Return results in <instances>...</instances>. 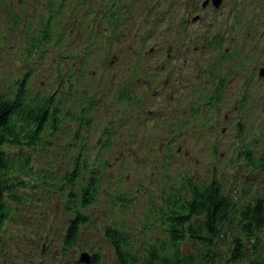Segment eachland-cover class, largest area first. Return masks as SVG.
I'll return each mask as SVG.
<instances>
[{
  "label": "rangeland",
  "instance_id": "1",
  "mask_svg": "<svg viewBox=\"0 0 264 264\" xmlns=\"http://www.w3.org/2000/svg\"><path fill=\"white\" fill-rule=\"evenodd\" d=\"M0 2V93L11 95L24 79L29 98L51 95L60 111L58 129L45 130V143L22 148L30 153L29 186L20 203L7 201L16 219L2 227L0 247L9 258L0 251V264H64L59 245L70 216L64 205L70 185L62 182V192L56 186L76 157L82 173L72 189L83 187L92 170L99 182L78 245H92L102 264L113 261L103 227L118 226L131 234L141 253L143 244L164 235L159 208L180 206L191 195L189 182L201 185L215 178L237 205L264 198V174L246 154L256 160L264 150V80L256 73L264 62V0H224L217 11L207 9V19L194 26L204 28L208 39L217 37L220 49L204 47L202 39L198 50L186 52L181 49L185 35H170L172 26H182L175 2L158 7L155 19L140 25V38L132 33L134 19L143 22L149 0ZM5 5L13 16L23 13L18 27L11 23L13 31ZM228 5L231 15L220 23ZM166 9L173 13L165 32L161 12ZM215 28L231 33L232 41H224ZM109 35L114 40L106 41ZM168 42L183 62L166 59L165 68H159L157 46L168 47ZM223 49L230 58H221ZM194 52L195 65L189 61ZM179 75L191 82L186 93L175 82ZM43 237L52 243L41 254L44 241L37 243ZM225 241H219L222 251ZM196 246L190 240L182 243L185 251ZM79 255L78 249L69 255L71 263Z\"/></svg>",
  "mask_w": 264,
  "mask_h": 264
},
{
  "label": "trees",
  "instance_id": "2",
  "mask_svg": "<svg viewBox=\"0 0 264 264\" xmlns=\"http://www.w3.org/2000/svg\"><path fill=\"white\" fill-rule=\"evenodd\" d=\"M23 81L11 95L0 93V245L4 223L16 219L13 207L7 201L20 203L25 197L24 188L29 186L25 175L31 170L30 153L22 148L45 143V130L58 129L60 111L51 95L29 98ZM79 166L77 157L71 160V167L56 186L62 192V182L70 185L64 204L70 216L60 234L59 253L65 255L62 256L64 264H102L103 257L98 251L93 252L92 245H78L80 230L90 221L86 209L96 200L99 187L97 171L92 170L83 187L77 192L72 189L82 173ZM189 187L191 195L184 198L180 206L159 208L158 225L163 227L164 235L150 244H143L141 253L132 244L134 237L131 234L118 226L103 227L102 235L110 246L114 261L108 264H264V198L255 197L237 205L235 197L225 194L218 183L214 186L212 181L201 185L189 182ZM41 240L44 241L40 245L41 254H44L52 241L43 237L37 245ZM186 240L196 242L197 246L183 250L182 243ZM220 240H227L222 244L224 251L220 249ZM76 249L80 253L89 251L88 260L82 261L78 257L71 263L69 255L72 256ZM0 251L9 258L8 250L0 247ZM23 253L24 250L20 254Z\"/></svg>",
  "mask_w": 264,
  "mask_h": 264
},
{
  "label": "flooded vegetation",
  "instance_id": "3",
  "mask_svg": "<svg viewBox=\"0 0 264 264\" xmlns=\"http://www.w3.org/2000/svg\"><path fill=\"white\" fill-rule=\"evenodd\" d=\"M23 2H27V0H19V4H23ZM174 2H175V6L177 8V15L182 17V21H181L182 26L180 29H176V27L172 26V28H170V35L171 36L174 35V38H176V39L179 38L180 34L185 35L184 38L187 40V44L183 45V48H181V49H183L184 52H186L187 50H193V51L198 50L197 49V47H198L197 40L201 41L202 39H203L202 45L204 47H205V45H210L213 48L215 46L217 48H219V45L216 44L217 43L216 39H218L217 37H212L210 39L206 38V36H207L206 30H204V32H203L202 30L204 28H201L202 30H200V29L195 28L194 25H196V22H198V24H201L204 19H207V17H206L208 14L207 9L212 8L213 10L217 11L219 8H221V5H223L224 0H149V2L143 8V11H142L143 22L140 19H136V18L134 19L135 20V27L132 29L133 35L138 37V38L142 37V34L138 35L140 25H142V23H145L147 21L154 20L155 19L154 14L158 13L160 11V8H158V7L164 6L167 3H169L171 5ZM1 3L2 2H0V4ZM241 4L245 5L246 2H241ZM42 7H43V5L40 3V8H42ZM58 8L62 9L61 5H59ZM10 9H11V7L5 5L4 15L6 16L8 29L12 30L15 26L18 27L17 25L20 22V19L22 18L23 13H18V14H16V16H13V15H11L13 13V11H12V9L11 10ZM102 10L104 11V9H102ZM232 10H233L232 5H228V7L225 8V10L221 14V16L218 17V20L220 21V23L222 21H225L227 19V17H229L231 15L230 13L232 12ZM36 11H38V10H36ZM172 13L173 12L170 9H166L165 11L161 12V18L163 19L162 29L165 30V32L167 30L166 28H168L172 23V19H171ZM105 14H106L105 16L107 17L109 15V11L107 10V12ZM113 16H114V14H113ZM15 22H16L15 26L13 24H11V23H15ZM229 22H230V20L228 22H225V23L229 24ZM191 25H193V26H191ZM214 26H216V20L211 22V25H209L210 31H211V29H213ZM190 29H194V31H190ZM24 30H25L24 28L23 29L21 28L20 33H22ZM199 30H200V32H197ZM12 31H10V32H12ZM217 32L221 33L220 30H216V28H215V33H217ZM233 32H235V31H233ZM165 34L166 33H163L162 35H165ZM187 37H189V38H187ZM199 37H200V39H199ZM221 38L224 41L225 40L228 41L229 43L233 39L231 33H229V32L221 33ZM108 40H114V35H109L108 38L106 39V41H108ZM154 42L157 44L156 41H154ZM171 45H172V43L168 42V47L164 46L163 44L162 45L160 44L159 46H157V50L160 51V54L157 56V58L155 60L157 67H159V68L164 67L165 68V65H166L165 60L166 59H170V60L177 59V61H178L177 64H179L180 59L182 61V58L180 56V52L175 51V50L172 51V49L169 48V46H171ZM153 46H155V45H153ZM213 50L214 49H212L208 53H206V55H205L206 57L204 60L208 59L207 56ZM226 54H228V52L227 51L225 52L223 49V55L221 58H225V56L227 58H230L229 57L230 55H226ZM197 56H198V53L194 52V55H191V58L189 59V61L191 63H193V65H195ZM172 66L174 67V64H172ZM256 73L258 74V77L260 76L264 80V62L262 65L259 66V69H258V71H256ZM212 77H215V75H213ZM174 79H175V82H177L178 84H181L180 87L183 88V91H185V93L189 90L191 82H190V80H188L189 79L188 77L184 78L182 75H179L178 78H176V76H174ZM218 80H219L218 85L220 87L224 83L222 82V80H220V79H218ZM153 81H154V78L152 79V82ZM164 89L165 88H163V90ZM159 92H160V90H159ZM154 94L156 97L158 96L156 91ZM164 94H165L164 99H171L170 93H164ZM127 96L130 97L131 95L127 94ZM262 100L264 101V90H263ZM189 110H191V109H189ZM161 114L162 113H158V114L155 113L156 117H161ZM148 115H151V113H148ZM159 122H161V120H158V123ZM239 124H240L239 127H241V123H239ZM246 154H247L248 163L251 166H253V165H256L257 167L259 166L258 168H260L261 172L264 174V164H263L264 150H263L262 154L260 155V157L256 160L252 159L250 157V154L248 151L246 152ZM211 181L213 182L214 186H216V184L218 183L215 178H211V180H209L208 182H211ZM218 184L220 186V183H218Z\"/></svg>",
  "mask_w": 264,
  "mask_h": 264
},
{
  "label": "water",
  "instance_id": "4",
  "mask_svg": "<svg viewBox=\"0 0 264 264\" xmlns=\"http://www.w3.org/2000/svg\"><path fill=\"white\" fill-rule=\"evenodd\" d=\"M79 258L82 261H87L89 257L87 255V252H81L80 255H79Z\"/></svg>",
  "mask_w": 264,
  "mask_h": 264
}]
</instances>
